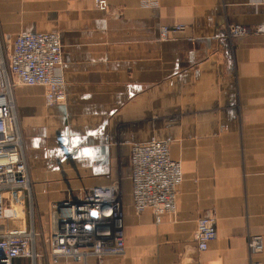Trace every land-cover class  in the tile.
<instances>
[{"label": "crops", "instance_id": "0c3cea01", "mask_svg": "<svg viewBox=\"0 0 264 264\" xmlns=\"http://www.w3.org/2000/svg\"><path fill=\"white\" fill-rule=\"evenodd\" d=\"M93 1L0 0V53L18 34L57 32L66 93L47 106L42 87L14 90L33 192L7 204V226L35 230L37 221L48 236L54 205L111 183L123 148L154 138L169 142L183 166L175 212L158 222L150 211L131 213L128 179L121 193L131 251L53 263L38 238L43 254L34 264H264V0H157L148 8L106 0V11ZM178 24L181 33L160 40L161 26ZM228 24L263 32L228 40ZM210 211L216 237L198 251L192 236ZM251 235L262 238L259 253L247 247Z\"/></svg>", "mask_w": 264, "mask_h": 264}, {"label": "built area", "instance_id": "2783aa9c", "mask_svg": "<svg viewBox=\"0 0 264 264\" xmlns=\"http://www.w3.org/2000/svg\"><path fill=\"white\" fill-rule=\"evenodd\" d=\"M97 10L106 11V0H94ZM141 7H156L157 0H142ZM183 25L161 26L160 40L175 38ZM228 40L259 34L263 28L251 31L247 26L228 24ZM62 70V44L57 32L18 34L6 55L0 53V264H13L15 259L35 260L43 252L35 247L38 232L28 228H9L7 204L32 200L31 183L14 113L12 88L39 86L44 90L47 106L65 101V81ZM170 144L165 140L150 139L133 143L129 150L128 179L131 184L132 205L129 211L139 214L150 211L156 222L161 215L174 213L177 194L184 182L180 162L170 156ZM122 194L117 184L92 185L70 201L56 204L50 213V234L41 239L53 263L61 258L90 256H125V216ZM216 218L208 212L198 218L192 242L198 251L216 237ZM259 235L247 237L251 254L261 251ZM247 264H261L249 261Z\"/></svg>", "mask_w": 264, "mask_h": 264}, {"label": "rangeland", "instance_id": "374dc122", "mask_svg": "<svg viewBox=\"0 0 264 264\" xmlns=\"http://www.w3.org/2000/svg\"><path fill=\"white\" fill-rule=\"evenodd\" d=\"M19 87V86H17ZM16 88V87H15ZM15 88H12V91H11V96L13 97V93H14V90ZM45 103V102H44ZM13 104H14V100H13ZM46 105V104H45ZM14 113H15V116H16V120H17V111H16V108H15V104H14ZM17 125H18V121H17ZM18 129H19V126H18ZM21 135V134H20ZM128 149L130 150V148H126L124 147L123 148V160H122V164H120V169L118 170L119 172L117 173V177L115 178V180H113L111 182L114 183V184H117V186L119 187L120 191H122V189H126L129 185H128ZM103 185V184H101ZM66 194V193H65ZM68 194V193H67ZM122 194V193H121ZM34 198V197H33ZM9 211H7L8 213ZM44 214H40V216H43ZM50 216V215H49ZM42 218L41 220H39V222L42 223ZM36 223L34 224L35 225V231H38V226H39V223L37 221H35ZM38 238L40 239H43L45 238V235H44V230L42 228L41 232L38 231Z\"/></svg>", "mask_w": 264, "mask_h": 264}, {"label": "bare ground", "instance_id": "6f19581e", "mask_svg": "<svg viewBox=\"0 0 264 264\" xmlns=\"http://www.w3.org/2000/svg\"><path fill=\"white\" fill-rule=\"evenodd\" d=\"M13 98V97H12ZM14 104H12V106H13Z\"/></svg>", "mask_w": 264, "mask_h": 264}]
</instances>
